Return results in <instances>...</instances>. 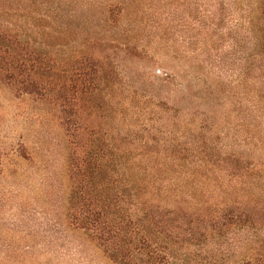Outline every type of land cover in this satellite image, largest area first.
I'll use <instances>...</instances> for the list:
<instances>
[{"label":"trees","instance_id":"trees-1","mask_svg":"<svg viewBox=\"0 0 264 264\" xmlns=\"http://www.w3.org/2000/svg\"><path fill=\"white\" fill-rule=\"evenodd\" d=\"M255 5L249 59L257 60L264 84V0ZM20 9L19 0H0V85L54 112L68 147L69 226L113 264H264L262 149L230 151L213 117L204 121L195 114L181 117L183 131L170 122L161 140L139 137L120 119L132 105L119 67L157 82L159 90H168L174 75L149 74L157 61L138 40L113 45L117 56L109 59L84 53L85 44L52 43L51 31L36 38V16ZM66 46L70 53L62 50ZM259 105L247 107L246 121L259 119L257 142L264 146ZM21 156L27 158L23 150ZM232 160L245 166L232 169L226 163Z\"/></svg>","mask_w":264,"mask_h":264},{"label":"rangeland","instance_id":"rangeland-1","mask_svg":"<svg viewBox=\"0 0 264 264\" xmlns=\"http://www.w3.org/2000/svg\"><path fill=\"white\" fill-rule=\"evenodd\" d=\"M255 3L19 0V11L36 16V38L51 31L52 43L85 44L84 53L113 59L118 52L113 45L141 41L143 51L157 61L149 74L158 69V76L166 72L174 79L168 90H159L157 82L150 85L120 66L125 95L132 105L123 108L120 119L148 141L161 140L172 130L170 122L176 125L173 130H185L181 117L195 114L204 121L213 117L215 127L225 135L227 149L242 155L256 151V145L264 153V146L257 142L262 134L259 119L246 121L251 103L257 109L260 104L264 113V84L257 60L249 59L258 23ZM94 42L97 48H91ZM62 50L70 53L67 46ZM53 115L49 107L15 97L0 85V264H113L84 233L68 224V147ZM21 150L27 158H22ZM236 162L226 161L232 169L245 166ZM260 175L264 179V172Z\"/></svg>","mask_w":264,"mask_h":264}]
</instances>
